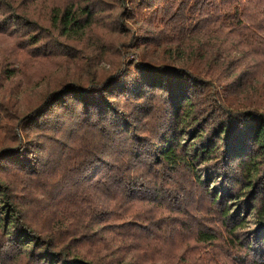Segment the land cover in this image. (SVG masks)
Segmentation results:
<instances>
[{
	"label": "trees",
	"instance_id": "obj_1",
	"mask_svg": "<svg viewBox=\"0 0 264 264\" xmlns=\"http://www.w3.org/2000/svg\"><path fill=\"white\" fill-rule=\"evenodd\" d=\"M262 76L264 0H0V264H264Z\"/></svg>",
	"mask_w": 264,
	"mask_h": 264
},
{
	"label": "rangeland",
	"instance_id": "obj_2",
	"mask_svg": "<svg viewBox=\"0 0 264 264\" xmlns=\"http://www.w3.org/2000/svg\"><path fill=\"white\" fill-rule=\"evenodd\" d=\"M137 52L140 54L139 60L142 61V64L150 63L151 65L161 64L159 65V70L167 72L165 79L169 80H178L180 82H184L185 74L184 68H186V64L189 62L180 52L175 53L174 51L167 52L162 51L160 49L151 50L149 48L140 47L137 49ZM264 77V76H262ZM262 79V78H261ZM202 95L205 97H210L212 95V88L208 84H203L201 88ZM260 95L257 91H248L241 96L234 99V104L238 105H248L253 103H261ZM216 115L219 120H224L227 118L225 111L220 108L218 105L215 106ZM242 216H239V220ZM255 217L251 212H248L244 217H242V227L244 229L251 228L254 224Z\"/></svg>",
	"mask_w": 264,
	"mask_h": 264
}]
</instances>
